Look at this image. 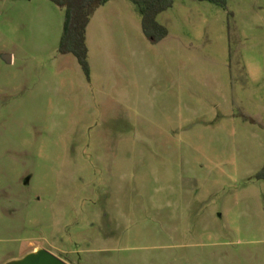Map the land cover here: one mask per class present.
I'll list each match as a JSON object with an SVG mask.
<instances>
[{
  "label": "rangeland",
  "instance_id": "rangeland-1",
  "mask_svg": "<svg viewBox=\"0 0 264 264\" xmlns=\"http://www.w3.org/2000/svg\"><path fill=\"white\" fill-rule=\"evenodd\" d=\"M96 11L87 77L64 8L0 0V264H264V0H175L157 43Z\"/></svg>",
  "mask_w": 264,
  "mask_h": 264
},
{
  "label": "trees",
  "instance_id": "trees-1",
  "mask_svg": "<svg viewBox=\"0 0 264 264\" xmlns=\"http://www.w3.org/2000/svg\"><path fill=\"white\" fill-rule=\"evenodd\" d=\"M65 10L63 35L59 53L73 54L79 61L86 76H90L88 48L86 44L87 27L95 11L110 0H52ZM141 14L145 35L157 43L168 35V29L160 24L157 17L171 8L175 0H130ZM204 1V0H200ZM215 1V0H210Z\"/></svg>",
  "mask_w": 264,
  "mask_h": 264
},
{
  "label": "water",
  "instance_id": "water-1",
  "mask_svg": "<svg viewBox=\"0 0 264 264\" xmlns=\"http://www.w3.org/2000/svg\"><path fill=\"white\" fill-rule=\"evenodd\" d=\"M7 264H68L45 249L33 251L26 256L11 260Z\"/></svg>",
  "mask_w": 264,
  "mask_h": 264
},
{
  "label": "crops",
  "instance_id": "crops-1",
  "mask_svg": "<svg viewBox=\"0 0 264 264\" xmlns=\"http://www.w3.org/2000/svg\"><path fill=\"white\" fill-rule=\"evenodd\" d=\"M114 1H115V0H110V1H109L108 3H106L105 5L110 4V3L114 2ZM105 5H103V6H105ZM96 12H97V11H96ZM96 12H95V13H96ZM95 13H94V14H95ZM90 22H91V21H90Z\"/></svg>",
  "mask_w": 264,
  "mask_h": 264
}]
</instances>
